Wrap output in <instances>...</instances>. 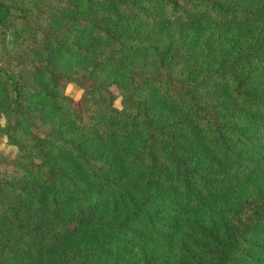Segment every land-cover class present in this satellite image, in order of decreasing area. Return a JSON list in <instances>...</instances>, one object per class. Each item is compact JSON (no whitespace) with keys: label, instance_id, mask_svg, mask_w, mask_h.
Returning a JSON list of instances; mask_svg holds the SVG:
<instances>
[{"label":"trees","instance_id":"16d2710c","mask_svg":"<svg viewBox=\"0 0 264 264\" xmlns=\"http://www.w3.org/2000/svg\"><path fill=\"white\" fill-rule=\"evenodd\" d=\"M0 119V264H264V0H0Z\"/></svg>","mask_w":264,"mask_h":264},{"label":"rangeland","instance_id":"374dc122","mask_svg":"<svg viewBox=\"0 0 264 264\" xmlns=\"http://www.w3.org/2000/svg\"><path fill=\"white\" fill-rule=\"evenodd\" d=\"M9 34L7 33L6 36V43H9ZM65 93L72 97L73 99L77 100L80 95V88L74 84L73 82H70L65 87ZM113 104L116 107H119V99L116 98L113 102ZM0 122L2 123V119H0ZM17 152V148L14 145L6 144L5 139L0 136V158H4L6 156H13ZM0 173L3 176V178L11 180V181H18L21 177V171H15L11 167L8 166H0Z\"/></svg>","mask_w":264,"mask_h":264}]
</instances>
